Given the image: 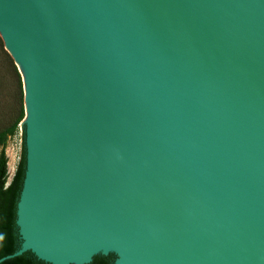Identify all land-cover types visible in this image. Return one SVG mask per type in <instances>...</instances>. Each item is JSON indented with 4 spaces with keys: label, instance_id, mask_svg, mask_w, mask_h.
Wrapping results in <instances>:
<instances>
[{
    "label": "water",
    "instance_id": "95a60500",
    "mask_svg": "<svg viewBox=\"0 0 264 264\" xmlns=\"http://www.w3.org/2000/svg\"><path fill=\"white\" fill-rule=\"evenodd\" d=\"M22 75L20 247L49 264H264V0H0Z\"/></svg>",
    "mask_w": 264,
    "mask_h": 264
},
{
    "label": "trees",
    "instance_id": "16d2710c",
    "mask_svg": "<svg viewBox=\"0 0 264 264\" xmlns=\"http://www.w3.org/2000/svg\"><path fill=\"white\" fill-rule=\"evenodd\" d=\"M0 43L4 42L0 36ZM13 59V58H12ZM14 68L18 75L20 90V111L17 119L0 130V258L14 253L20 247V238L16 226L17 204L23 187V181L26 171V151H25V133L23 132V154L17 166L15 175L8 183V157L6 154V145L10 136L14 135L19 128L20 123L25 117L24 89L20 71L14 59ZM115 255L111 254L96 255L90 264H113ZM0 264H49L38 259L32 252H25L22 255L6 259Z\"/></svg>",
    "mask_w": 264,
    "mask_h": 264
},
{
    "label": "rangeland",
    "instance_id": "374dc122",
    "mask_svg": "<svg viewBox=\"0 0 264 264\" xmlns=\"http://www.w3.org/2000/svg\"><path fill=\"white\" fill-rule=\"evenodd\" d=\"M20 106L19 81L14 68V62L9 51L0 43V130L6 128L17 119ZM6 154L8 157L9 174L7 184H9L15 175L23 154V130L21 123L16 133L10 136L7 141Z\"/></svg>",
    "mask_w": 264,
    "mask_h": 264
}]
</instances>
